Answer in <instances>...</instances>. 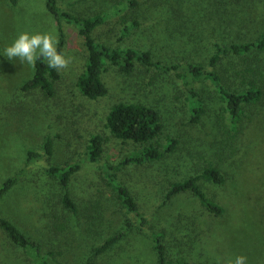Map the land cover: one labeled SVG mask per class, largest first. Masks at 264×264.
Listing matches in <instances>:
<instances>
[{"label": "rangeland", "instance_id": "1", "mask_svg": "<svg viewBox=\"0 0 264 264\" xmlns=\"http://www.w3.org/2000/svg\"><path fill=\"white\" fill-rule=\"evenodd\" d=\"M60 1V7L79 17L108 16L96 39L150 50L163 61L206 63L215 42L251 40L264 30V0ZM135 20L139 25L122 37V29ZM66 28L62 55L72 62L59 71L54 96L48 97L41 88L23 90L34 66L19 58L9 60L4 49L23 32L48 34L58 41L57 23L46 0H0V185L24 167L27 148L43 153L45 137L51 135L54 142L52 155L28 165L20 181L0 199V214L36 238L41 255L62 264H85L95 247L123 224L124 211L102 166L116 164L132 152L111 137L103 113L116 101H141L156 106L163 118L159 142L173 137L177 144L159 161L126 166L119 178L134 192L151 229L171 227L172 233L183 236L170 256H183L191 264H234L244 256L246 264H264V51L227 55L214 67L233 91L253 85L262 90L261 99L246 106L233 129L209 81L201 85L206 112L199 123L190 121L184 100L171 96L156 82L157 76L152 81L140 71L126 75L110 67L105 74L110 94L97 100L83 95L75 82L85 68L86 49L77 26ZM97 132L106 136V144L100 162L91 163L86 154L90 137ZM79 160L82 168L69 186L78 206L74 213L63 206L59 183L46 174L45 167ZM210 165L219 167L226 181L215 184L201 178L199 183L225 207L223 215L208 212L191 192L162 204L170 182ZM37 259L32 251L13 244L0 228V264H36ZM95 262L157 264L152 239L138 232L98 255Z\"/></svg>", "mask_w": 264, "mask_h": 264}, {"label": "trees", "instance_id": "2", "mask_svg": "<svg viewBox=\"0 0 264 264\" xmlns=\"http://www.w3.org/2000/svg\"><path fill=\"white\" fill-rule=\"evenodd\" d=\"M46 6L57 23L56 50L58 53H63L67 43L66 27L68 25L77 26V34L81 36L86 49V61L84 70L77 75L75 86L90 99L97 100L110 94V85L105 79V74L110 70V67H114L126 75L140 71L147 74L152 81L157 76L160 81L156 80V82L167 88L171 96L184 100L192 123H199L206 112L204 89L201 87L205 81H209L215 87L233 129H236L242 120L246 106L259 101L262 97V90L256 85L241 91L229 89L214 67L227 55L244 56L254 51H264V30L257 38L251 40L233 41L226 44L215 42L214 51L206 63L195 60L163 61L155 57L150 50L112 45L96 39L98 29L106 23L108 18L106 14L98 13L88 17H79L60 7L62 6L60 0H46ZM138 25L136 20L131 22L122 29L121 36H127ZM60 80L61 73L50 68L47 61L40 57L34 66L33 76L23 83L22 89L41 88L51 98L54 96ZM103 116L105 117V128L111 137L125 147L131 148L132 152L125 155L116 164L107 162L102 166L108 183L114 188L124 211L123 224L117 232L108 236L99 246L95 247L85 264H96L95 258L98 255L110 251L122 240L136 232L148 234L152 239L157 264H191L183 256L171 257L169 254L177 244L176 242L183 240L180 232L172 233L171 227L160 230L151 229L149 227L150 220L139 207L134 192L119 178L120 171L128 165H143L163 159L168 153L175 150L177 140L169 137L166 143L159 142L165 125L159 110L153 104L141 101H116L105 109ZM89 141L86 160L98 163L104 152L106 136L97 132L91 135ZM53 144V137L47 135L43 144V153L30 148L26 149L24 167L3 180L0 185V199H3L20 181L28 165L45 155H52ZM82 164V161L79 160L65 165L52 164L45 167L46 174L59 183L60 199L63 206L74 213L78 212V206L72 198L69 186L72 177L82 168ZM201 178L215 184H223L226 181L225 173L219 167L207 166L195 175L170 182L165 190L162 204L169 203L180 193L191 192L208 212L216 216L223 215L225 207L211 198L202 188L199 183ZM0 228L13 244L28 252L32 251L39 258L36 264H62L41 255L40 242L6 215L0 214Z\"/></svg>", "mask_w": 264, "mask_h": 264}, {"label": "clouds", "instance_id": "3", "mask_svg": "<svg viewBox=\"0 0 264 264\" xmlns=\"http://www.w3.org/2000/svg\"><path fill=\"white\" fill-rule=\"evenodd\" d=\"M56 43L57 41L48 34L30 35L23 32L10 46L4 49V55L9 60L19 58L21 63L31 66H35L37 59L43 57L50 68L59 72L67 69L72 60L57 52ZM234 264H246V257L238 256Z\"/></svg>", "mask_w": 264, "mask_h": 264}]
</instances>
